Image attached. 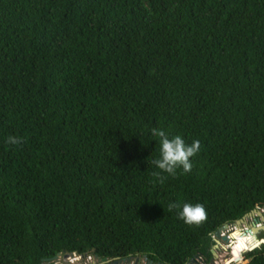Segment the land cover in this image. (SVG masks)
<instances>
[{
	"label": "trees",
	"instance_id": "16d2710c",
	"mask_svg": "<svg viewBox=\"0 0 264 264\" xmlns=\"http://www.w3.org/2000/svg\"><path fill=\"white\" fill-rule=\"evenodd\" d=\"M152 128L201 142L190 173L156 180ZM257 209L264 0H0V264H211ZM236 231L239 261L257 236Z\"/></svg>",
	"mask_w": 264,
	"mask_h": 264
},
{
	"label": "clouds",
	"instance_id": "9594fccd",
	"mask_svg": "<svg viewBox=\"0 0 264 264\" xmlns=\"http://www.w3.org/2000/svg\"><path fill=\"white\" fill-rule=\"evenodd\" d=\"M150 136L158 141L159 158L153 161L158 171L152 175L159 182H163L165 175L175 176L179 169L184 173H190L193 169L192 158L201 150V142L194 140L191 144L186 143L181 135L170 136L162 128H152ZM10 144H20L22 140L17 137H10ZM169 210H175L181 220L188 225H198L207 219V210L202 203H184L182 206L179 202H170Z\"/></svg>",
	"mask_w": 264,
	"mask_h": 264
},
{
	"label": "rangeland",
	"instance_id": "374dc122",
	"mask_svg": "<svg viewBox=\"0 0 264 264\" xmlns=\"http://www.w3.org/2000/svg\"><path fill=\"white\" fill-rule=\"evenodd\" d=\"M264 215V214H263ZM259 219L258 216H251L249 218H247V223L251 226H249L248 224H246L248 226H236L237 227V231L236 232H240V233H246L251 232L252 230L255 232L257 238L253 241L254 246H256L259 241L264 240V225L263 222L261 220H257ZM256 220V221H255ZM234 230L235 226L230 227L227 230H223L221 233V238L220 239V243L221 245L218 247H214L213 250L216 252V254L219 256L218 259H215V264H227L228 262H230L231 260L237 258V255L240 253L242 247L246 244H235V241H233L234 243H231L229 241V238H231V236L234 234ZM225 238H227V240H225ZM232 240V239H230ZM261 247V246H260ZM259 247V248H260ZM257 248V249H259ZM217 249V250H216ZM256 250V249H255ZM253 250V251H255ZM251 250L244 252L242 254V260H239L235 263L237 264H248L249 261L246 260L244 257L247 253L249 252H253ZM137 260H140L139 264H151L149 263V261L146 258H134L131 260H128L122 264H137ZM56 261V263H55ZM53 262V264H98V259L95 256H88L86 258H82L80 259L77 256L71 255V256H59V258L57 260H55ZM107 264V263H106ZM111 264H114L113 262Z\"/></svg>",
	"mask_w": 264,
	"mask_h": 264
},
{
	"label": "water",
	"instance_id": "95a60500",
	"mask_svg": "<svg viewBox=\"0 0 264 264\" xmlns=\"http://www.w3.org/2000/svg\"><path fill=\"white\" fill-rule=\"evenodd\" d=\"M263 214H264V209L263 210H259V209L254 210L250 214L246 215L243 219L238 220L236 223H234L232 225L231 224H226L223 228H221L220 230H218L217 236L218 237H221L222 231L223 230H227V229H229L232 226H240V227H242L243 225H246L247 224V222H246L247 221V218H249L251 216H258V218L264 223V215ZM225 240H227V238H225ZM263 245H264V240H261V241H259V243L256 246H254L250 250L253 251V250H255V249H257V248H259L260 246H263ZM58 258H59V256L55 260H57ZM112 262L114 264H122V263L126 262V260H120V259H118V260H115V261H108L107 264H111ZM235 262H236V260H231L227 264H232V263H235ZM211 264H215V261H213Z\"/></svg>",
	"mask_w": 264,
	"mask_h": 264
},
{
	"label": "flooded vegetation",
	"instance_id": "af4514ba",
	"mask_svg": "<svg viewBox=\"0 0 264 264\" xmlns=\"http://www.w3.org/2000/svg\"><path fill=\"white\" fill-rule=\"evenodd\" d=\"M257 220H260V219H257ZM256 221V220H255ZM248 224V223H247ZM249 225V224H248ZM263 225H264V223H263ZM243 226H247V225H243ZM243 226H242V228H243ZM250 226V225H249ZM251 227V226H250ZM235 229H237V227H235ZM247 229H248V226H247ZM235 231V230H234ZM220 239L222 240V238L221 237H218L217 236V233L213 236V238H212V240H213V243H214V246H213V248L216 246V247H218L219 248V246L221 245V243L219 242L220 241ZM217 250V249H216ZM212 254H213V257H214V261H215V259H218L219 258V256L216 254V252L212 249ZM131 260V259H130ZM127 261V260H126ZM102 263H104V262H98V264H102ZM140 263V260H137V264H139ZM200 263L201 264H206L203 260H200ZM55 264V263H54ZM193 264H198V262L196 263L195 261H193Z\"/></svg>",
	"mask_w": 264,
	"mask_h": 264
},
{
	"label": "built area",
	"instance_id": "2783aa9c",
	"mask_svg": "<svg viewBox=\"0 0 264 264\" xmlns=\"http://www.w3.org/2000/svg\"><path fill=\"white\" fill-rule=\"evenodd\" d=\"M74 256H77V257H79L80 259H82V258H86V257H82V256H78V255H74ZM98 262H100V260H98ZM107 262H104V263H102V264H106ZM199 264H201V263H199Z\"/></svg>",
	"mask_w": 264,
	"mask_h": 264
},
{
	"label": "bare ground",
	"instance_id": "6f19581e",
	"mask_svg": "<svg viewBox=\"0 0 264 264\" xmlns=\"http://www.w3.org/2000/svg\"><path fill=\"white\" fill-rule=\"evenodd\" d=\"M232 243V240L230 241ZM233 260H236L237 261V258L233 259Z\"/></svg>",
	"mask_w": 264,
	"mask_h": 264
}]
</instances>
